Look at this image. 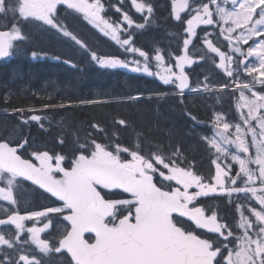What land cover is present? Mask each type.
<instances>
[{"label":"snow or ice","instance_id":"6c2138e0","mask_svg":"<svg viewBox=\"0 0 264 264\" xmlns=\"http://www.w3.org/2000/svg\"><path fill=\"white\" fill-rule=\"evenodd\" d=\"M131 5L145 20L154 11L149 0H131ZM210 5H215V11ZM172 10L177 21L186 22L189 38L183 40L184 54L175 58L178 71L165 67L164 57L156 54L159 70L153 72L148 54L132 44L131 34L121 39L120 33L127 29L103 15L106 4L102 0H15L14 3L0 0V16L11 14L13 20L11 26L0 29V59L14 55L20 44L30 38L18 21L35 22L38 27L68 37L99 67L157 76L165 85H174L181 95L189 87L185 67L193 63L188 46L197 35V27L227 24L219 34L227 41L230 52L222 51L207 39L206 30L203 42L219 58L218 67L240 90L242 121L233 125L221 115L214 117L215 134L207 139V144L214 153L215 169L209 177L194 171L190 164L181 166L162 154L153 157L150 153L141 154L95 140L79 144V154L74 153L67 166L64 155L34 150L32 155L38 161L34 163L22 158L17 146L0 142V184L3 185L0 201L16 205L13 190L30 181L62 202L60 206L25 215L13 208L0 218V248L14 249L18 256L12 264H48L43 257L51 252L65 253L68 264H264V90L254 89L255 84L264 86V0H223V5L218 0L199 5H189L188 0H172ZM66 12L82 14L104 36L123 47L125 53L143 57V63L127 57L98 55L64 24L61 17ZM181 12H189V16L182 20ZM122 22L129 28L135 23L126 11L122 13ZM135 26L143 28L144 24ZM250 40L253 43L249 45ZM243 45L249 46L244 50ZM32 56L35 58L37 53L33 52ZM249 58L254 60L250 62ZM242 73L251 77V81L240 80ZM225 87L229 85L226 83ZM245 91L250 95L246 96ZM244 108L246 113L242 111ZM41 119L40 115L30 116L32 121ZM119 123L123 125L125 121ZM233 127L234 132L230 131ZM249 133L251 143L256 145L255 156L250 154ZM27 143L24 140L18 147L23 148ZM229 146H234L235 154ZM122 153H127L130 159L122 158ZM210 195H224L229 202L233 195L237 197V227L241 234L222 223L215 211L208 214L203 203H196ZM49 213L58 214L67 222L57 243L52 245L40 236L47 224L44 228L25 224ZM12 228L14 231H9ZM24 233L30 234L39 255L23 254L24 245L29 242L21 241ZM86 234L91 235L86 238ZM0 264H8L6 256L0 257Z\"/></svg>","mask_w":264,"mask_h":264},{"label":"trees","instance_id":"16d2710c","mask_svg":"<svg viewBox=\"0 0 264 264\" xmlns=\"http://www.w3.org/2000/svg\"><path fill=\"white\" fill-rule=\"evenodd\" d=\"M165 19H156L159 27L151 24L135 37L139 48L154 55L170 47ZM70 31L98 55H117L110 41L80 21ZM53 34L34 31L11 60L0 64V142L18 131L30 146L41 147L39 151L64 155L68 165L73 154H79V144L95 140L153 157H171L205 177L214 173V153L207 144L210 125L216 114L236 113L235 91L171 95L177 89L159 79L101 68L71 42ZM215 80L219 81L211 84L201 77L191 89L230 85L223 77ZM34 114L42 119L30 120ZM121 155L130 159L127 153Z\"/></svg>","mask_w":264,"mask_h":264},{"label":"flooded vegetation","instance_id":"af4514ba","mask_svg":"<svg viewBox=\"0 0 264 264\" xmlns=\"http://www.w3.org/2000/svg\"><path fill=\"white\" fill-rule=\"evenodd\" d=\"M102 2H105L106 13H109L111 15V19L114 22H120V18H115L119 14V12L116 11V8H122L126 4L132 7L131 0H102ZM138 2H144V0H138ZM149 2L153 5L154 11L151 14V16H149L148 18L152 20V16H154L158 20V18L160 17L162 18L166 17L163 27L164 28L169 27L172 30L173 34L178 37L177 38L178 41H183V39H181L180 36L183 35L184 32H181V30L184 31L187 25L186 22L182 23L181 21H177L175 19L172 10V0H149ZM204 2H207V0H188L189 5H192L193 3L199 5ZM218 2L223 4V0H218ZM109 4L112 7H108ZM210 7L212 8L213 11H215V5H210ZM227 7L231 8V5L228 4ZM190 10L191 9H189V11ZM69 12H71V10H69ZM69 12H66L65 14L70 15L72 17L75 16V14H69ZM127 12L129 13V15L138 14L135 12L134 9H130ZM81 15L82 14H79L75 18L78 21H80L82 24L84 23L86 27H88L87 25L90 26L88 20L85 17H83V15L81 18ZM188 16H189V12H181L182 20ZM65 21L69 22L68 19H66ZM205 30L208 31L212 29H206L205 27H201V26L197 27L196 29L197 35L191 38L193 41L191 49L192 51H194L197 50V47H201V48L203 47L206 50L208 57L204 56L205 57L204 58L203 55H195L196 57L195 59L208 61L211 64H213L215 67L216 65L215 63L219 62V58L214 53L208 51V49L206 48V44L203 42L205 38L204 37ZM219 30L220 29L218 28L215 29L214 31H216V34L214 33L210 34L209 40H211L216 46L220 47L222 51L229 52V49L224 46V44L225 45L227 44V41L221 38V35L219 34L220 33ZM248 46L249 45H243L242 47L243 49H245ZM216 68L220 72H224L217 65ZM201 71L203 70L198 69V73H201ZM241 76L245 77L244 74H242ZM27 157H30V154H28ZM35 163L37 162L35 161ZM23 184L27 189L26 191L29 192V193L26 192L28 195L27 199L25 198L26 196L25 193H23V195H20L21 197L18 194H15V197L18 198L16 199L17 204L14 205V207L12 205H7L6 203H4V206L0 205V218H4L7 212L13 208L18 209L21 215H25L31 211H43L51 206H60V204L62 203L56 200V198H51L47 196V194L41 192L37 187H35V185L27 181H24ZM0 186L3 185L0 184ZM241 196H243V194H241ZM25 201L29 203L27 204ZM236 202H237V197L235 195H233V197L231 198V202H229V199L224 195H210L209 197H201L196 203L197 204L203 203L206 209V213L208 214L215 211L218 216V219L222 223H227L231 225L236 234H241V230H239V228L237 227L239 222V212L235 207ZM239 202L244 203L243 200ZM25 203L27 204V206L25 205ZM8 206L11 209L7 211ZM25 224L27 227H37V228H44L45 224H47L48 227L45 229V231H43L40 234V236L41 239H48L50 245L57 243L63 229L67 227V222L63 221L60 215L52 214V213H49L48 216L46 217L39 218L38 221H34V220L25 221ZM192 227L195 226L192 225ZM9 231H14V228L9 229ZM202 231L203 230L197 229V232H202ZM90 235L91 234L86 235V238H88ZM208 235H214V234H208ZM20 239L21 241H24L25 239H28L29 241L27 245H24L25 251L23 254L31 255L33 252H35L39 255L38 249L34 244L31 243L30 234L24 233L23 235H21ZM230 247H233V245L230 244ZM9 254H11L12 256H9ZM5 256L7 257L8 264H12V261L18 258L14 249L0 248V257H5ZM43 260L47 261L48 264H68L69 257L63 252L61 253L51 252L47 256H44Z\"/></svg>","mask_w":264,"mask_h":264},{"label":"rangeland","instance_id":"374dc122","mask_svg":"<svg viewBox=\"0 0 264 264\" xmlns=\"http://www.w3.org/2000/svg\"><path fill=\"white\" fill-rule=\"evenodd\" d=\"M15 2V1H14ZM13 2V3H14ZM222 4V3H221ZM223 5V4H222ZM135 10V9H134ZM229 10H231V8H229ZM257 11H259V10H257ZM215 19H217L218 20V17H215ZM0 20L1 21H6V19H4V18H2V16H0ZM89 22V21H88ZM121 24H122V26L124 27V28H126L127 29V31H125V32H121L120 33V35H121V39H123V38H126L129 34H131V42H132V44L134 45V39H133V35L138 31V29L139 28H137L136 26H135V24L136 23H134L133 24V26L132 27H128L126 24H123V22H122V20H121V22H120ZM230 23V22H229ZM90 24V23H89ZM0 25H1V23H0ZM92 27H94L92 24H90ZM2 26H3V28L4 27H6V22H4V23H2ZM201 27H205L206 29H212V30H208L207 32L209 33V35L207 36V39H209V36H210V34H216V31H214L215 29H217V28H222V27H228L229 25H227V24H216V25H200ZM32 27H34V25H30V26H28L27 28H32ZM249 27H251V25L249 26ZM43 28V30L46 32V33H48V32H50V30L52 31V29H47V28H44V27H42ZM95 28V27H94ZM136 29L135 31H131V29ZM97 31H99L100 32V30L99 29H97V28H95ZM187 26H186V28H185V30H184V33L183 34H186L187 33ZM55 31V33L57 34V38H65V39H69L68 37H65V36H63L62 35V33H59V32H57L56 30H54ZM220 31V30H219ZM241 31H243V29H237V32H241ZM103 36H104V34L102 33V32H100ZM233 35H236V33H233ZM106 37V36H105ZM106 38H108V39H110L111 40V38L110 37H106ZM187 38H189V37H187ZM221 38L223 39V36H221ZM253 39H257V38H253ZM112 42H114L115 43V41H113V40H111ZM250 42V44H252L253 43V41L252 40H250L249 41ZM74 43V42H73ZM192 43H193V41H192ZM192 43L188 46V54L191 56V58H192V60H193V63L190 65V66H186L185 67V72H186V74L188 75L189 74V70L190 69H192L193 67H194V65H196V64H200V63H202L203 61L202 60H198V59H195L196 57H195V55H203V57L204 56H207L208 57V55H207V53H206V50L202 47H197V50H194V51H192V49H191V47H192ZM116 44V43H115ZM249 44V45H250ZM116 46H117V49H119V51H120V53L122 54V53H124V58L125 57H127L129 60H139L140 62H141V64L143 63V60H144V58L143 57H140L139 55H138V53H136V54H133V53H125V51H124V48L123 47H121L120 45H117L116 44ZM135 47H137L136 45H134ZM224 46L226 47V48H228L227 47V44L225 45L224 44ZM124 47H126V46H124ZM138 48V47H137ZM229 49V52H230V48H228ZM247 49V47L244 49V50H246ZM18 51H19V49H18ZM160 55H162L163 57H164V66L165 67H167V66H171L172 67V69H173V71L175 72V71H178V69L175 67V56H173V57H169L170 59H173L174 60V62H172V61H170L169 59H167L164 55H163V52H160L159 53ZM184 54V52L182 53V55ZM154 57L155 56H153L152 58H150L149 59V65H150V68H151V70L153 71V72H156V71H158L159 69L156 67V61H155V59H154ZM124 58H122V59H124ZM205 58V57H204ZM254 60V58H249V61L251 62V61H253ZM196 63V64H195ZM218 64H219V62H216V65L218 66ZM235 66V64H233V67ZM123 70H127V69H123ZM128 71H130V70H128ZM132 72V71H131ZM136 73H141V74H146V73H143V72H136ZM242 74H244L245 75V78H248V79H246V80H248L249 82L251 81V77H249L246 73H242ZM241 74V75H242ZM241 75H240V77H241ZM153 77V76H152ZM155 77H157V76H155ZM159 78V77H158ZM188 79H189V76H188ZM241 79V78H240ZM161 81V80H160ZM259 86V84H255V86H254V89L256 90V91H258L257 90V86ZM238 91H239V103L238 104H240L241 103V101H240V90L239 89H237ZM244 94L247 96V95H250V93H248L247 91H245L244 92ZM243 112H247V109L246 108H244L243 110H242ZM239 112H240V114H241V109L239 108V105H238V115H239ZM219 115H221V114H219ZM224 119H226L229 123H231V124H233V125H235V124H237V123H241L242 124V121H241V119H240V116H238L239 117V119H237L236 121H238V122H232V121H235V120H232V119H230L228 116H226V115H221ZM253 123V125H255L256 124V122L255 121H253L252 122ZM243 126V125H242ZM213 136H214V134H215V128H214V125H213ZM230 131H232V132H234V127H233V129H231ZM212 136V137H213ZM19 137H20V133L17 131L16 133H14L13 135H11V137L9 138V141L10 142H15L16 140H19ZM211 137V138H212ZM247 139H248V141H249V143H250V154L251 155H253V156H255V154H256V145H254V144H252L251 143V134L249 133V135H248V137H247ZM258 139H259V137H258ZM38 148L40 149L41 147H39L38 146ZM229 148H230V151L233 153V154H235V152H236V150H235V148H234V146H229ZM243 155V154H242ZM252 167H254L255 168V166L253 165ZM258 183V182H257ZM27 189L25 188V186H24V184L22 183L21 185H20V187L19 188H16V189H14L13 190V195H14V197H15V194H18L19 196L20 195H23V193H25V198L27 199V197H28V195H27V193H29V192H27L26 191ZM27 192V193H26ZM21 197V196H20ZM16 199H18L17 197H15ZM26 202V201H25ZM4 203H6L7 205H9L7 202H5V201H0V205L1 206H4ZM27 203V202H26ZM25 203V205L27 206V204L29 203H27L26 204ZM13 207H14V205H12ZM11 208H9V206H8V208H7V211L8 210H10ZM3 210V209H2ZM9 256H12L11 254H9Z\"/></svg>","mask_w":264,"mask_h":264},{"label":"water","instance_id":"95a60500","mask_svg":"<svg viewBox=\"0 0 264 264\" xmlns=\"http://www.w3.org/2000/svg\"><path fill=\"white\" fill-rule=\"evenodd\" d=\"M8 58H9V57H8ZM8 58L0 59V62L3 61V60H6V59H8ZM24 147H25V145H24ZM24 147H23V148H24ZM23 148L17 147V149H18V153L21 152V151L23 150ZM86 235H87V234H86Z\"/></svg>","mask_w":264,"mask_h":264}]
</instances>
